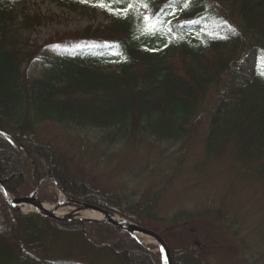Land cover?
Returning a JSON list of instances; mask_svg holds the SVG:
<instances>
[{
	"label": "trees",
	"instance_id": "16d2710c",
	"mask_svg": "<svg viewBox=\"0 0 264 264\" xmlns=\"http://www.w3.org/2000/svg\"><path fill=\"white\" fill-rule=\"evenodd\" d=\"M36 1L101 11L109 22L30 45L26 33L42 18L25 8ZM103 2L132 10L114 15L97 0H0V180L8 192L28 195L52 178L74 202L158 230L163 191L132 203L102 191L67 152L43 142L40 127L48 124L100 130L107 146L178 144L167 185L206 127L205 158L232 157L264 181V0ZM79 46L103 51H67ZM0 216V264H162L160 253L111 224L21 214L1 194ZM167 224L180 236L186 226L203 232L232 222L224 208H208L177 212ZM181 239L179 248L165 239L173 264H211L208 237Z\"/></svg>",
	"mask_w": 264,
	"mask_h": 264
},
{
	"label": "rangeland",
	"instance_id": "374dc122",
	"mask_svg": "<svg viewBox=\"0 0 264 264\" xmlns=\"http://www.w3.org/2000/svg\"><path fill=\"white\" fill-rule=\"evenodd\" d=\"M25 11L31 16L42 18L40 26L26 33L30 45L46 44L51 38L63 41L72 32L109 22L106 14L101 11H71L49 1H36L26 7ZM83 49L85 47H75L73 52ZM95 50L101 51L102 48ZM59 52L58 49L50 50L48 54L55 56ZM41 70L42 66L38 63L30 68L34 76ZM205 130L206 127L190 144L179 175L168 185L179 151L178 144L149 145L143 142L139 146L129 143L107 146L99 143L103 134L100 130L83 129L76 132L51 124L40 127L39 137L43 142H50L60 151L67 152L78 174L94 181L102 191L119 195L126 203L139 202L163 191L157 215L161 219L155 224L157 232L164 235L171 245L184 247L185 240L181 237L187 235L189 240H205L208 237L212 242L211 264H263L264 181L250 168L235 163L232 157L205 158ZM31 195L50 205H55L61 199H70L52 178L38 183L28 195L15 197ZM74 208V205L68 203L61 206L66 214H71ZM208 208H224L232 224L210 226L203 232L186 226L183 229L186 234L181 237L175 232L174 226L167 224V220L177 212L197 213ZM16 210L21 214L34 213L21 211L18 207ZM2 222L0 216V225ZM204 232H209V236ZM137 238L141 245L154 252L160 251L158 244L150 238L141 235H137Z\"/></svg>",
	"mask_w": 264,
	"mask_h": 264
},
{
	"label": "water",
	"instance_id": "95a60500",
	"mask_svg": "<svg viewBox=\"0 0 264 264\" xmlns=\"http://www.w3.org/2000/svg\"><path fill=\"white\" fill-rule=\"evenodd\" d=\"M0 192L8 204L13 205V206H17V205H20L24 202H28V201L32 202L38 207V213L40 215L47 217V218L55 219V220L80 219L79 217H77L75 215L79 211L84 210V209H93V210L99 211V212L103 213V215H104L103 222L111 224V225L121 229L122 231H124L130 235L145 236V237H148L151 240L157 242V244L160 248V251H161V256H162V260H163L162 264H173L172 263V257L170 254V250H169L166 242L154 230L147 229L144 227H140L137 224H134V223L129 222L125 219L116 217L113 213H111L107 210H104L100 207H97V206H94L91 204H87V203H78L79 208L76 209V211L74 212L75 214H70L68 216L58 217V216H56V211L59 209L61 202L56 204L54 210L48 211V210L43 208L42 203L39 200H37L34 196H32V197H19V198L9 196L8 193L6 192L5 188L3 187V184L1 181H0ZM66 202L67 203H75L71 200H67ZM75 204H77V203H75ZM80 220L86 221V222L98 221V220H93V219H80Z\"/></svg>",
	"mask_w": 264,
	"mask_h": 264
},
{
	"label": "bare ground",
	"instance_id": "6f19581e",
	"mask_svg": "<svg viewBox=\"0 0 264 264\" xmlns=\"http://www.w3.org/2000/svg\"><path fill=\"white\" fill-rule=\"evenodd\" d=\"M42 206L44 209H46L48 211L54 210V208H55L54 205L45 204V203ZM18 208L24 212H30V211L35 212L36 210H38L37 206L34 203L29 202V201L24 202L22 205L18 206ZM77 214L81 217L88 218V219L101 220L103 218L102 213H100L96 210H92V209H85L83 211L78 212ZM56 215L57 216H65L66 212L63 209L59 208V210L56 211Z\"/></svg>",
	"mask_w": 264,
	"mask_h": 264
},
{
	"label": "snow or ice",
	"instance_id": "6c2138e0",
	"mask_svg": "<svg viewBox=\"0 0 264 264\" xmlns=\"http://www.w3.org/2000/svg\"><path fill=\"white\" fill-rule=\"evenodd\" d=\"M82 2H89V0H82ZM95 6H100L106 8V10L111 11L114 15H125L127 16V13L131 11V5H127L124 9H111L107 5L104 4L103 0H97V3Z\"/></svg>",
	"mask_w": 264,
	"mask_h": 264
}]
</instances>
